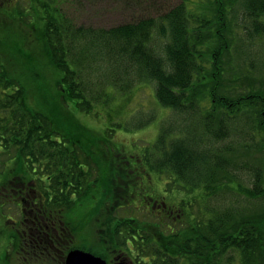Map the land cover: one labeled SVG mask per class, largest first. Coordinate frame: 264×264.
<instances>
[{"label":"trees","instance_id":"obj_1","mask_svg":"<svg viewBox=\"0 0 264 264\" xmlns=\"http://www.w3.org/2000/svg\"><path fill=\"white\" fill-rule=\"evenodd\" d=\"M195 1L205 5L198 13L183 1L156 18L95 29L75 24L61 10L64 0H0V216L11 221L9 202L18 209L21 229L12 228L9 241L24 258L53 254L63 264L76 247L60 242L67 226L54 237L52 223H65L64 214L98 185L87 160L91 146L79 141L90 128L68 115L90 114L108 88L126 94L148 81L172 117L140 157L128 162L118 148L120 157L103 162L99 174L114 176L106 186L121 182L148 224L110 219L93 254L109 264L112 253L125 257L115 264H264V0ZM233 4L243 7L239 47L226 30ZM28 27L40 32L22 36ZM233 50L245 65L225 80L223 61ZM152 119L139 115L122 128L137 130ZM112 132L99 139L109 146ZM155 182L164 197L179 196L177 216L158 213ZM112 199H103L108 213Z\"/></svg>","mask_w":264,"mask_h":264},{"label":"rangeland","instance_id":"obj_2","mask_svg":"<svg viewBox=\"0 0 264 264\" xmlns=\"http://www.w3.org/2000/svg\"><path fill=\"white\" fill-rule=\"evenodd\" d=\"M183 1L187 3V7L194 13H198L200 8L205 6L202 5L203 3L196 2L195 0H137L131 4L123 0H64L61 4V10L77 25L95 29H108L122 23L133 22L139 19L156 18L170 11ZM26 2L27 0H10V4H26ZM242 9L243 7L241 4H233L228 13L231 25L227 24L226 30L231 32V36L236 35L238 37L236 38L237 42L235 41L234 43L236 47H239L241 44L239 35H243V30L240 27L242 24ZM24 30L26 32L25 34L21 33L22 36L28 34L29 38H33V32H40L39 28L36 30V27H32V31L30 27H28V30L26 28H24ZM255 45L257 46V44ZM256 46L253 48L254 51L256 50ZM229 57L230 58H227L225 56L223 61L225 64L228 63L225 67L223 66L224 70L227 71H225V80H228L227 77L234 73H242L245 65V62L243 63L241 58L235 56L234 50ZM227 59H229V61ZM258 64L257 58H255V66L257 67ZM250 77L258 78L256 75H250ZM45 84H47L48 87L51 85L55 88V82L53 81H46ZM49 91L53 95L50 89ZM108 91H111V93L105 103L95 105L90 114L81 112L76 115H68L71 121L73 119L77 123L86 124L87 129L88 127L93 129H88L90 132H80L83 134L79 137V141L86 147L91 146L90 151H92V155L91 158L88 157L87 160L90 167H92L90 173L91 178H99L98 185L88 192L85 199H79L78 203L75 204L71 211L64 214L65 223L62 222V224H59L58 220L52 223V227H55L54 237H60V228L62 226H67V233L60 237L62 240L60 242H62V244L67 245L68 240V247L74 246L78 248L81 247L82 249L87 247L88 250H93L92 253L98 252L102 247L103 244L100 242L99 234L102 230L106 229V224L110 219L123 220L133 218L143 224H148L146 220L149 218L141 207L132 205L131 200L123 194L120 181L116 180L118 185L117 183L112 185L111 181H109L107 186L105 185V179L115 178L112 174L100 178L101 175L99 174L102 172L103 162L114 161V157L116 159L119 158L121 154L119 149H123V157H125L128 162H132V156L139 155L140 157L143 152L142 148L151 145L155 141L162 121L172 117L168 109H162L159 106L154 97L153 85L148 81L136 82L126 94L112 88H108ZM44 95L46 98H50L46 93ZM55 103L53 102L54 105ZM56 110L57 112L63 113L59 106ZM146 114L152 115L153 119L143 127L137 130H124L122 128L123 125L132 121L133 117ZM57 117L59 123L64 127L68 125L63 116L59 114ZM112 125L115 127H112ZM107 129L113 131L111 133L112 135H110L109 146L99 139L100 133L105 136ZM109 149L111 150L110 155L108 152ZM115 149L118 150V152H115ZM84 157L86 156L84 155ZM161 186L160 182H155L152 187L155 192L159 190L158 193L156 192V201L158 204L161 201L164 203V207L160 208L162 210L157 209L158 213L162 211L160 214L165 215L168 213V209H171V211H169L170 214L177 216L180 212L178 210L179 205H177L179 196L176 195L174 200H171L169 197H164L163 193H159L162 191ZM105 196L106 200L107 197L114 198L112 199L114 204L113 209H111L109 213L108 210H106L108 205L106 206L105 203H103ZM181 196L185 197V194ZM133 198L135 202H140V204L143 203L140 196L137 195ZM99 201L102 202L97 205ZM94 207H96L95 210H93ZM194 209H196V206H194ZM91 211L95 214L96 223L94 225L93 223L91 224V219L88 217ZM4 212L6 214L5 218L11 219V221H6L4 217L0 216V259L4 264H59V260L55 258L52 259L53 254L48 256L49 258L47 260L43 261L30 259L28 256L24 258L23 254L17 250V246L9 241V233L12 231V228H16L14 231H20L21 229L19 225L21 221L20 213L10 202L8 206H6ZM12 222H15V225L12 224ZM3 230L6 231L8 240L5 239V235L2 233ZM57 254L59 253L57 252ZM116 256L118 258H125L122 254L112 253L108 257L110 264H115V262H117L115 260Z\"/></svg>","mask_w":264,"mask_h":264},{"label":"water","instance_id":"obj_3","mask_svg":"<svg viewBox=\"0 0 264 264\" xmlns=\"http://www.w3.org/2000/svg\"><path fill=\"white\" fill-rule=\"evenodd\" d=\"M63 264H107L104 259L78 248L68 251Z\"/></svg>","mask_w":264,"mask_h":264},{"label":"flooded vegetation","instance_id":"obj_4","mask_svg":"<svg viewBox=\"0 0 264 264\" xmlns=\"http://www.w3.org/2000/svg\"><path fill=\"white\" fill-rule=\"evenodd\" d=\"M158 206H163V207H164V204L162 203V204H159ZM163 207H162V208H163ZM160 208H161V207H160ZM160 208H158V209H160ZM115 260L118 261V257H117V256L115 257ZM115 260H114V261H115ZM115 263H116V262H115Z\"/></svg>","mask_w":264,"mask_h":264}]
</instances>
